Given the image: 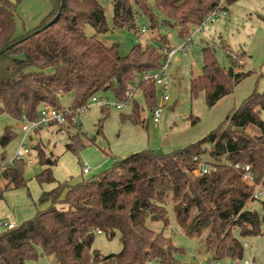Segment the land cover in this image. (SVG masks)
<instances>
[{"label": "trees", "instance_id": "obj_1", "mask_svg": "<svg viewBox=\"0 0 264 264\" xmlns=\"http://www.w3.org/2000/svg\"><path fill=\"white\" fill-rule=\"evenodd\" d=\"M19 1L0 0V114L33 120L42 107H48L63 110L66 123L73 124L78 108L92 96L111 91L122 101L133 84H137L135 92L140 91L147 109L157 104L155 84L140 81V77L160 66L164 58L160 47H172L165 33H160L159 48L136 43L121 55L117 44L108 45L97 38L108 30L98 0H50V11L35 27L16 33ZM110 1L113 28L135 29L141 13L150 28H173L180 38L189 35L217 4V0ZM86 25L92 26L95 34L86 35ZM219 47L227 45L221 40ZM236 53L230 52L229 65L222 66L215 45L206 42L201 48V73L189 80L191 96L203 92L207 106L212 107L231 94L235 85L251 74L238 70L242 54ZM135 92L131 112L120 114V118L139 124L144 119ZM65 94L72 95L68 107L60 103ZM101 107L97 133L107 117V108ZM261 110L264 90H254L203 138L169 153L150 149L131 152L74 184L56 180L52 166L57 159L46 157L43 149L37 148L43 169L34 178L40 185L55 186L42 190L37 198L39 205L48 203L47 207L19 225L0 230V264H27L39 255H54L57 264H147L149 260L185 264L175 256L181 249L171 237L145 223L150 218L167 225V203L172 204L175 220L186 235L203 238L206 248L214 247L213 258L242 261L243 239L264 235V199L252 197L255 185L242 182L233 164H248L254 183H264ZM248 127L257 133L250 134ZM15 137L12 126H5L0 134V162H5L0 199L8 189L27 187L23 176L27 158L6 161L5 148ZM83 146L77 133L65 144L73 153ZM205 155L211 158L206 162L212 167L207 173L193 175ZM254 202H259L260 210L251 209ZM97 231L109 239L118 233L120 251L94 254Z\"/></svg>", "mask_w": 264, "mask_h": 264}, {"label": "rangeland", "instance_id": "obj_2", "mask_svg": "<svg viewBox=\"0 0 264 264\" xmlns=\"http://www.w3.org/2000/svg\"><path fill=\"white\" fill-rule=\"evenodd\" d=\"M9 1L16 3V0ZM98 1L104 7L108 30L97 34V38L108 45L117 44L121 55L127 54L136 43L152 44L159 48L158 40L162 32L171 33L169 39L172 46L183 40L177 35L176 29L160 26L150 28L148 19L141 13L136 17L135 29L113 28L111 1ZM148 1L152 2V0ZM50 9V0H20L16 4L18 15L16 29L19 31L32 29ZM228 9L230 14L228 18L220 16L213 19L202 28L201 33L193 36V41L185 54L179 52L171 58L168 71L170 99L163 108L158 124L153 123L150 110L146 108L144 99L137 90L135 98L142 108L140 115L144 119L143 123L131 124L121 120L120 114L130 113L131 105L125 104L121 109L110 106L107 108V117L102 123L101 131L97 133L99 119L103 116V108L93 103L75 114L73 124L65 122L62 129L54 126L50 129L43 128L39 133L30 132L25 144L31 148L32 156L37 157V148H42L46 157H55L57 165L53 167V176L57 180L68 181L81 173L83 162H87L91 169L88 177L111 167L115 158L129 154L122 156L116 152L120 153L128 147L131 148L133 144L134 146L142 144L143 149L169 153L203 138L251 92L264 90V0H232L228 4ZM142 28L146 29L145 32ZM85 33L90 36L95 34V31L92 26L86 25ZM221 40L229 46L231 51L227 47L224 49L219 47ZM206 42L215 45L216 56L222 66L229 65L228 54L230 52H237L242 54L241 59L245 63L243 65L239 62L242 65L241 70L251 71L250 75L235 85L231 94L224 96L212 107L207 106L203 92L193 97L189 91V78L201 73V48ZM95 96L107 98L111 102L118 101L111 91H101ZM71 99V94H65L60 98V103L63 107H68ZM156 99L157 102L160 99L158 87H156ZM260 118L264 122V110H261ZM21 125V120H15L7 113L0 114V134L5 126H12L16 133V137L5 148L6 161L12 158L19 146L23 136ZM246 131L250 134L257 133L253 127H248ZM76 133L84 146L73 153L66 150L65 144L69 136ZM48 148L55 156L49 155ZM210 159L205 155L203 161ZM33 166L35 165L26 162L24 167L23 176L27 181V187L8 189L4 192L3 199H0V220L19 225L33 217L37 210L42 209V205L37 203L40 187L34 178ZM192 173L195 176L199 175L195 169ZM48 187L49 185H45L43 188L45 190ZM166 208L168 211L167 225L161 220L150 218H147L145 223L153 231L163 230L165 236L171 237L173 244L181 249L175 256L185 264L195 258H213L214 247L206 248L203 238L192 239L186 235L175 220L172 204L167 203ZM251 209L260 210L259 202H254ZM248 238L245 242L249 241ZM120 249L121 242L118 233L111 239L103 233L95 234L92 244L93 251L107 255L117 253ZM247 251L245 248L243 257H246ZM217 260L220 264H230V258L226 256ZM27 264H57V261L54 255H39L36 260H30Z\"/></svg>", "mask_w": 264, "mask_h": 264}, {"label": "built area", "instance_id": "obj_3", "mask_svg": "<svg viewBox=\"0 0 264 264\" xmlns=\"http://www.w3.org/2000/svg\"><path fill=\"white\" fill-rule=\"evenodd\" d=\"M228 17L229 16V9H228V3L227 0H217V4L214 6V8L208 13V15L203 19V21L194 26L192 28V31L189 35H187L181 42H179L177 45L172 46L170 49L167 48H161L160 51L164 54V58L161 61L160 66L155 70H150L143 72L140 81L144 80H151L155 84L156 87L160 89V99L157 102V104L150 110L151 118L153 123L156 125L159 123L163 108L165 104L170 99L168 94V87H169V77H168V71L171 63V58L176 53H186L190 43L193 41V36L195 34L201 33L202 28L207 25L209 22H211L216 17ZM145 28H142V31L145 32ZM166 35L168 38L171 37L170 32H166ZM242 63V61H240ZM137 84L131 85L130 91L127 93L126 98L122 101H116L111 102L107 98H99L97 96H92L89 102H87L85 105L78 108L77 112L80 110H85L88 108L91 104L97 103L103 107H110L113 106L117 109H121L123 105L125 104H132L134 92L136 90ZM21 130L23 132V136L19 142V146L12 156L8 163H12L14 160H18L21 158H29L30 155V148L25 144V140L30 132L35 131L36 129L48 126L51 124H55L56 126H63L66 122V116L63 110H58L55 108H48V107H42L38 112V117L33 120H27L23 118L21 120ZM194 160H197L196 157H194ZM30 160H28L29 162ZM5 163L0 162V175L1 171L4 167ZM212 166L208 164L206 161L199 160L197 162L196 171L199 175L207 173ZM233 168L238 170L240 174V178L242 182L255 185L254 191L252 194V197L255 200H261L264 199V183H254V177L251 172V168L248 164H242L240 162H235L233 164ZM89 172V166L86 164L83 167V173L86 174ZM14 226V223L7 221V220H0V230L12 228ZM96 233H100V231H97ZM246 244H243V247H245ZM248 264V261L242 260L240 262H237L235 259H230V264ZM147 264H155L154 261L149 260ZM188 264H220V262L217 259L213 258H199V259H191Z\"/></svg>", "mask_w": 264, "mask_h": 264}, {"label": "crops", "instance_id": "obj_4", "mask_svg": "<svg viewBox=\"0 0 264 264\" xmlns=\"http://www.w3.org/2000/svg\"><path fill=\"white\" fill-rule=\"evenodd\" d=\"M18 16V15H17ZM229 16H230V14H229ZM228 16V17H229ZM227 17V18H228ZM16 21H17V18H16ZM22 31H19V30H17L16 29V33H21ZM227 48H228V50H230V48H229V46L227 45ZM231 51V50H230ZM242 64L244 65L245 63H244V60L242 59ZM238 70H241V68H238ZM242 71V70H241ZM197 75H199V74H197ZM196 75V76H197ZM191 78V77H190ZM190 78H189V80H190ZM235 89V88H234ZM221 100V99H220ZM219 100V101H220ZM218 101V102H219ZM125 122H127V123H129V121H125ZM131 123V122H130ZM132 124V123H131ZM130 125H128V127H129ZM54 126H51V125H48V126H43V127H41L38 131H34L35 133H39V131L40 130H42L43 128H47V129H50V128H53ZM63 127L61 126V127H59L58 129H62ZM134 128V127H133ZM134 129H136V128H134ZM141 142H143V141H141ZM127 144H130V143H127ZM142 146V144H140V146H134V144L133 145H131V148H129L128 147V149H126V150H123V151H121L120 153H118V152H116L117 154H119V155H124V154H126V153H131V152H136V151H139V150H141V149H143L144 147H141ZM30 150H31V148H30ZM48 151L50 152V156H55L53 153H52V150L50 149V148H48ZM35 152H36V150H35ZM55 158V157H54ZM28 160H30L28 163L30 164V165H35V166H33L34 167V174L36 175V174H38L42 169H43V166L38 162V160H37V157L36 156H32V154H31V151H30V155H29V158H27ZM56 159V158H55ZM87 164V162H83L82 163V165H81V173H79V174H77V176L76 177H73V178H71V179H69L67 182H68V184H74V183H77V182H79V181H81L82 179H84V178H87L88 176V174L90 173V171H91V169H90V167H89V172L88 173H86V174H84L83 173V167L85 166ZM57 165V162H56V164H54L53 166H52V172H53V167H55ZM88 165V164H87ZM57 180V179H56ZM58 181H60V180H58ZM39 185V187H40V192L42 191V190H44V186L45 185H49V187L48 188H46L45 190H50V189H52L54 186H55V183H44V184H38ZM48 206V203H44V204H42V209L43 208H45V207H47ZM245 239H247V238H245ZM245 239H243L244 240V242H243V244L245 243L246 244V246L244 247V249L246 248V250H248L247 251V255H246V257L244 256L243 257V259L242 260H245V261H248V264H264V235H261V236H254V237H249L248 239H249V241L248 242H245ZM243 264V263H242Z\"/></svg>", "mask_w": 264, "mask_h": 264}, {"label": "water", "instance_id": "obj_5", "mask_svg": "<svg viewBox=\"0 0 264 264\" xmlns=\"http://www.w3.org/2000/svg\"><path fill=\"white\" fill-rule=\"evenodd\" d=\"M94 254H98V252L97 251H94Z\"/></svg>", "mask_w": 264, "mask_h": 264}]
</instances>
